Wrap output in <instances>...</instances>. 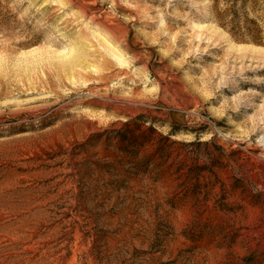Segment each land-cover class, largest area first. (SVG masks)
I'll list each match as a JSON object with an SVG mask.
<instances>
[{
    "label": "rangeland",
    "instance_id": "obj_1",
    "mask_svg": "<svg viewBox=\"0 0 264 264\" xmlns=\"http://www.w3.org/2000/svg\"><path fill=\"white\" fill-rule=\"evenodd\" d=\"M230 7L0 0V264H264V44Z\"/></svg>",
    "mask_w": 264,
    "mask_h": 264
},
{
    "label": "trees",
    "instance_id": "obj_2",
    "mask_svg": "<svg viewBox=\"0 0 264 264\" xmlns=\"http://www.w3.org/2000/svg\"><path fill=\"white\" fill-rule=\"evenodd\" d=\"M257 1L230 0L231 7L228 9L226 17H229V23L233 26L234 36H239L242 39L249 38L254 43L264 44V27L259 21L260 17L249 18L248 12L242 11L249 2L256 3Z\"/></svg>",
    "mask_w": 264,
    "mask_h": 264
},
{
    "label": "bare ground",
    "instance_id": "obj_3",
    "mask_svg": "<svg viewBox=\"0 0 264 264\" xmlns=\"http://www.w3.org/2000/svg\"><path fill=\"white\" fill-rule=\"evenodd\" d=\"M46 1V0H45ZM44 2V1H43ZM83 10V13H84V9H82ZM87 13V12H86ZM194 26V25H193ZM192 26V27H193ZM196 26V25H195ZM203 27V26H202ZM200 29H202L201 27H199ZM86 38H88V37H86ZM74 40H75V38H74ZM77 42H78V46H76V47H73L71 50H70V53L69 54H71V55H73L74 57H77L78 56V54H80L81 53V47H83L82 45H81V43L82 42H80V40H78L77 39ZM113 48V47H112ZM253 48L254 49H263L262 47H258V46H253ZM110 50H111V48H110ZM86 52H87V50H86ZM115 52V51H114ZM113 52V50H112V53H114ZM117 52V51H116ZM80 60V59H79ZM68 61V60H67ZM69 61H70V59H69ZM67 63V62H66Z\"/></svg>",
    "mask_w": 264,
    "mask_h": 264
}]
</instances>
